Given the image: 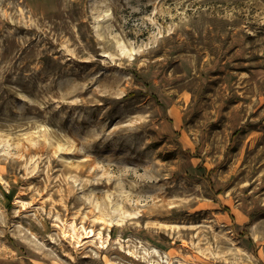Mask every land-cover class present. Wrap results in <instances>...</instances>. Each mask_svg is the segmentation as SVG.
<instances>
[{"label":"rangeland","instance_id":"1","mask_svg":"<svg viewBox=\"0 0 264 264\" xmlns=\"http://www.w3.org/2000/svg\"><path fill=\"white\" fill-rule=\"evenodd\" d=\"M0 264H264V0H0Z\"/></svg>","mask_w":264,"mask_h":264}]
</instances>
